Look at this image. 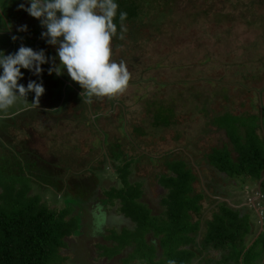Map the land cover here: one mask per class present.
<instances>
[{"label": "rangeland", "instance_id": "374dc122", "mask_svg": "<svg viewBox=\"0 0 264 264\" xmlns=\"http://www.w3.org/2000/svg\"><path fill=\"white\" fill-rule=\"evenodd\" d=\"M134 1L142 16L135 22H126L124 38L119 45L113 39L111 42L112 59L118 63L122 61L130 74L127 87L122 92L114 96L93 97L89 104L80 94L70 92L62 99V106L59 104L60 88H57L60 84L56 81L61 75L48 74L50 62L46 69L45 65L42 66L44 72L40 77L22 69L24 77L19 81L25 86L32 79L42 81L45 93L40 97L39 107L17 112L18 105L11 114H0V156L7 160L10 152L15 150L23 161L29 163L25 179L19 178L17 186L31 185L29 194H40L39 200L43 198V202L55 209L65 208L68 211L66 216L79 219L80 222L77 221L73 228L78 224L81 226L73 229V236L85 239L86 246L81 244L79 247L87 264H122L120 255L124 252L114 260L109 259L111 263L99 257L109 251V248L101 247L105 245L102 242L114 239L115 243L124 236V231L130 237V246H134L136 251L135 264H139L142 252L144 256H161L160 261L168 264L165 250L160 253L150 245L152 242L144 244L140 241L143 237H147L148 241H161L157 232H147L156 216L147 204L136 201L131 209L136 214L142 211L143 218L135 220L133 216H127L129 222L122 227L106 225L104 216L105 224L97 221L98 213L93 209L105 208L102 192L110 193L104 182L109 179L104 174L109 149L116 147L127 155V150L132 153L131 146L136 148L134 163L127 166L126 161L133 157L128 155V159H119L120 165L133 168L131 172H136L138 165V175L152 173V184L154 181L162 183L165 174L161 171L167 172L172 170L173 165L182 166L184 161L189 162L188 168L195 169L199 178L191 187L189 197L201 205L205 220H210L213 212L219 213L225 202L240 206L244 199L248 202L253 196L259 200L258 184L264 189V177L256 182L230 178L219 173L209 158V152L217 147L227 146L232 151L226 131L219 128L213 118L226 113L257 115L264 108V0H193L190 5L191 0ZM189 10L193 13L197 10L196 17L188 16ZM204 11L207 12L205 17L202 15ZM20 13L19 9H15L7 14H10L11 21L15 19L19 23L22 21ZM224 14L233 15L234 19L224 18ZM24 25L28 26V22L21 23V26ZM27 32H21V35L32 36ZM41 42L35 40L33 45L28 46ZM43 44L45 46L40 49L49 52L53 49L56 55L55 47L45 40ZM49 47H52L51 50ZM56 62H59L58 59ZM77 87L81 92L79 84ZM33 98L34 93H29L28 100ZM153 101L175 106V120L170 126H151L152 117L149 114L146 116V112ZM44 104L48 109L43 107ZM157 108L152 109L155 111ZM135 128L142 131L134 138L137 144L132 142L131 137ZM121 129L126 130V136L124 132L120 135ZM116 137L118 140L114 139ZM99 155L101 158L98 160ZM114 159L116 157L113 163ZM4 160L0 159V163ZM8 171L10 180L16 177L15 167H9ZM94 177L104 182L97 186L100 192L94 186ZM165 203L171 209L169 203ZM248 204L240 206V209L241 214H249V218L255 216L251 219V228L244 234L249 245L253 240L259 241L261 233L263 238L264 232L260 231L258 216L254 211L250 212ZM122 213L132 214L129 211ZM188 213L195 214L193 211ZM157 223L161 226L160 222ZM186 230L182 234L171 230L173 238H176L174 240L184 237ZM76 232L79 234L76 235ZM85 237H90L91 247L97 244L95 252L91 251ZM196 239L191 248L196 259L192 264H209L210 259L219 261V250L211 252L206 249L203 252L199 250L197 241H203L204 236ZM169 241L171 245V238ZM72 242L74 239L69 236L59 249L64 257L61 264H77L72 261ZM202 253L208 255L205 257ZM150 261V258H144L143 262L149 264Z\"/></svg>", "mask_w": 264, "mask_h": 264}, {"label": "trees", "instance_id": "16d2710c", "mask_svg": "<svg viewBox=\"0 0 264 264\" xmlns=\"http://www.w3.org/2000/svg\"><path fill=\"white\" fill-rule=\"evenodd\" d=\"M192 1L193 0L189 2V5ZM118 4L119 10L127 13L124 26L126 22H135L142 16V11L134 0H118ZM206 13L205 11L202 13L203 17L206 16ZM187 14L194 18L197 15V10H195L194 13L192 10H189ZM226 17L234 19V16H230V14H224V18ZM215 21L220 22L219 19ZM115 23L117 24V36L113 37V41L119 45L121 39L119 38L120 21L118 16ZM156 106H158V108L154 111L152 108ZM174 108L175 106H168V104L165 103L159 104L158 101H153L146 112V116L149 114L152 117L151 126H160L161 128L170 126L175 116V111L173 112ZM18 110H20V106L16 111ZM143 122L144 118L141 123ZM213 122L216 123L219 128H223L226 131L232 145V151L235 152V155H233V152L227 146L224 148L217 147L212 149L211 153L209 152L210 161L218 172L230 178H238L242 180V182L248 180L256 182L263 178L264 108H262L260 114L257 115L239 116L226 113L213 118ZM132 124L133 123H130V125ZM119 132H121L120 135L123 132L125 136L127 135L125 129H121ZM134 132L135 134H133V131L131 132V137H133L132 142L137 144V140H134V138L136 139L138 134L142 133L141 128H135ZM117 138L118 137L114 139L118 140ZM135 147L137 146L135 145ZM135 149L136 148L131 146L132 153H129L127 150V155H124L121 151L119 152L116 147L112 150H108L107 157L109 161L104 168V174L109 177V179L104 182H106L107 191L110 193L107 195L108 193L102 192V195L105 196L103 198L105 199L104 202L109 209H114L116 213L129 211L132 214L126 216H133L135 220H140L144 215L142 211L136 214L131 207L136 201L141 203L142 197H145L143 189L145 188L149 193L152 186L153 193L152 196H150L151 201L145 204L151 206L153 203L159 210L160 217L155 216L153 223H150L152 227L150 226L147 232L148 234L152 232L155 234L157 232L161 241L159 242L158 239H151V241H148L149 239L147 237L141 238L140 241L144 244L152 242L150 245H152L154 249L157 248L160 250V253L165 250L164 254L168 256V261L174 260L175 264H191V260L194 259L195 254L188 249H184V245L188 244L190 239L194 241V239L188 235V230H186L188 229L186 225L187 220V224H189L190 216H197L199 219L203 216L201 214V205L196 204L195 200L189 197L191 187H193V184L199 179L198 174L195 172V169L188 168L189 162L184 161L185 165H173L170 171L167 170V167V172L159 170L161 174H165L162 183L154 181V184H152V173H148V175H138V165L135 169L136 172H131L134 169H128L127 167L134 163L133 160L135 156H133V153ZM128 155L133 156L129 158L131 162L127 158ZM114 157H116V159H114L115 161L113 163L112 160ZM124 157L128 159V161H126L128 162L127 166L126 164L120 165L121 161L119 159H124ZM100 158L101 156L99 155L98 160ZM0 159L4 160L6 158L0 156ZM113 164L117 166L114 167ZM28 166L29 163L21 160L19 152L17 154L15 150L14 153H12V151L10 152L7 160L0 163V264H61L64 257L61 255L63 252L59 251V249L69 236L74 239V242H72L73 263L86 264L83 262L82 253L80 254L77 248L79 240L84 238L79 239L73 236V229L81 226V224H78L73 228L77 221L80 222L79 219L73 220L71 217L66 216L68 211L65 208L55 209L50 207L47 202H43V198L39 200L40 194H29L32 188L31 185L29 187H25L24 185V187H22L21 184L17 186V181L20 182L19 178L25 179L28 173ZM9 167L16 168V177L14 176L12 180L9 179ZM94 180V186L96 190L98 189L100 192L101 189L97 188V186L101 185L103 181H99L96 177H94ZM257 187L262 196L259 205H263L264 189H262L260 185ZM45 191L48 190H44L43 192ZM165 202L169 203L171 209L168 208ZM164 204H166V206H164ZM144 210L146 209H143V211ZM188 211H193L195 214L188 213ZM250 212L252 213L253 210L250 209ZM241 213L242 210L240 208L234 209L225 202V207H223L219 213L213 212L212 218L210 220H205L207 233L199 250H219L221 255L219 261L210 259L208 262L209 264H264L263 234L261 233V235H259V241L256 239L250 246H247L248 240L247 237L244 238V234L248 232L252 225L248 222V214ZM157 222H160L161 226H159ZM199 225L200 220L194 224L192 227L193 230ZM171 230L180 232V234L186 230V234L177 241L174 240L176 238H173L174 235H172ZM79 231L80 230H77V232ZM77 232L76 235L79 234ZM262 232L264 231L262 230ZM123 233L126 234L125 231ZM125 234L119 237L118 241L115 243L114 239H110L111 241H108L109 244L108 242H102L105 245L101 247L103 249L106 247L109 248V251H105V254L108 255L109 258L121 254L124 251V253L120 255L121 260H123L122 264H135V261H137L136 251L133 249L134 246H130L131 243L128 242L130 237ZM170 238L172 242L171 245L169 241ZM134 240H136V243L139 242L138 239ZM89 246L91 247V245ZM141 254L142 257H139V264L146 263L143 262L144 258H150L152 260L149 264H154L158 261L157 264H163V260L160 261L159 259L161 256L157 258V255L144 256L143 252ZM164 254H162L163 257H165ZM202 255L205 256V253H202ZM131 261L133 262L131 263Z\"/></svg>", "mask_w": 264, "mask_h": 264}, {"label": "clouds", "instance_id": "9594fccd", "mask_svg": "<svg viewBox=\"0 0 264 264\" xmlns=\"http://www.w3.org/2000/svg\"><path fill=\"white\" fill-rule=\"evenodd\" d=\"M19 8L40 21L45 29L41 37L55 47L56 55L49 57L44 49L37 51L23 44L12 53L6 54L0 49V114L7 116L18 105L22 110L39 107L40 97L45 93L42 81L32 79L26 86L19 81L24 77L22 69L40 77L44 72L42 66L50 61L48 74L67 73L81 87L80 95L85 102L91 103L93 97L114 96L127 87L130 74L125 64L112 59L111 42L117 36V16L120 39L126 31L127 13L119 10L118 0H24ZM17 29L27 31V25ZM29 93H34L31 101ZM146 192L141 203L151 201L152 187ZM149 207L156 216L160 215L153 203ZM195 230L194 235L199 236ZM168 264H175V261L169 260Z\"/></svg>", "mask_w": 264, "mask_h": 264}, {"label": "flooded vegetation", "instance_id": "af4514ba", "mask_svg": "<svg viewBox=\"0 0 264 264\" xmlns=\"http://www.w3.org/2000/svg\"><path fill=\"white\" fill-rule=\"evenodd\" d=\"M23 2H24V0H0V49L4 50L6 54L17 51L18 48L21 46V44H23L24 46H28V44L33 45L35 40H37V41L38 40H42L43 42H41V43H39V44H37L35 46H29V47H32L34 50L38 51V50H40L41 46H45L43 44L45 39L41 37V32L44 31L45 29L42 28V26L40 24V21L38 19L31 17L26 11H24L23 9L19 8V5L21 3H23ZM15 9H19L20 10V12H21L20 13L21 17L20 18L22 19L23 22H19L18 23L15 19H12V21L9 19L10 14H7V13H9L11 11H14ZM25 21L28 22L27 31H29L32 34V36H30V37H26V36L23 37L21 35V32H23L24 34L28 33V32L27 31H20V30L17 29V27L21 26V23H24ZM34 31H37L36 34L34 33ZM35 35H36V37H35ZM13 36L17 37V39L13 40L12 39ZM51 48L52 47H49V50H51ZM45 52H46V55L49 56V57H54V55H55L54 54L55 52L53 51V49L50 52L49 51H45ZM48 65L49 64H45V69H46V67ZM56 81H57L58 84H60V86L58 85L57 88H60L61 100H60L59 104H62V106H64L63 105L64 102H63L62 99H64L65 96H67L68 93H70V92H73V93L75 92V94L76 93H78V94L81 93L79 91L78 87H77L78 83L73 81L67 75V73L61 75L59 78L56 79ZM87 104H89V103L87 102ZM62 106L60 107V109L62 108ZM41 107H42V105H41ZM43 107H45V109H48V107L45 104L43 105ZM21 111H25V110L20 109L17 112H21ZM20 158H21V160H23L22 156H20ZM142 182H144V181H142ZM146 191L147 190L144 188L143 189L144 194H145ZM256 199L257 198H254V196H253L251 202L248 204V207L249 208L251 207V209L258 216V221L261 223V225H260L261 226V230L260 231H262V229L264 228V216H263V214H264V212H263L264 204L263 205L262 204L259 205V200H256ZM246 203H248V202H246ZM246 203L241 204V202H240L239 204H241L240 206H244V204H246ZM231 206L234 209H238V207H236V206H233V205H231ZM240 206H239V208H240ZM94 211H96L98 213V215L96 216L97 221L102 223V224H105L104 223V217L106 216L107 212L109 213V210L106 207L105 208H101L100 207V208H95ZM110 211H112L111 212L112 214H109L108 216H111V218H108V216H107V219H110V223H109V220L106 219V225L111 224L110 226H112V228H115L116 225H118V228H119V225L121 223H123V224L126 223V222L124 223V219H122V218L119 219V217H115V216H119V215H116V211L114 209H112ZM262 212H263V214H262ZM90 213L92 214L93 210H91ZM122 215L124 216L123 213H122ZM254 217L255 216H251L249 218V216H247L248 222L251 225H252L251 219H254ZM120 220H121V222H120ZM198 220H200V227L197 230H195V231L198 232L199 236H195L194 235L195 232H194L192 227L194 226V224ZM127 222H129V221H127ZM189 222H190L188 224L189 227H187L189 229L188 230V235L191 238H193L194 241L192 239H190L189 243L184 245V249H186V250L188 249L189 251H192L194 245L196 244V240H197L196 238L197 237H203V236L206 237L207 227H206V223H205V218L204 217L203 218L201 217L199 219V217H197V216H190ZM187 223H188V220H187ZM203 224H204V226H203ZM85 238H86V240L88 242V245H89V242H91V240L89 241L88 239L90 237H85ZM197 242H198V244H200V240L197 241ZM81 244H84L86 246L85 239L79 240V244L77 246L78 251L80 252V254L82 253V256H83V259H84L85 256L83 254V251L79 247V245H81ZM96 245L97 244H95V245L92 244V247H91V251L92 252H95ZM250 245H251V243L248 246H250ZM200 246H202V245H200ZM205 249H206V246H205ZM203 252H204V250H203ZM211 252H215V251L211 250ZM206 254L207 253H205V256H207ZM104 255H106V254H103V255H101L99 257L100 260H103V261L106 260V261H109L111 263V261L114 260V258L117 257L119 254L114 255L112 258H107ZM109 259H112V260H109ZM195 261H196V259H192L191 260V264L193 262H195Z\"/></svg>", "mask_w": 264, "mask_h": 264}, {"label": "crops", "instance_id": "0c3cea01", "mask_svg": "<svg viewBox=\"0 0 264 264\" xmlns=\"http://www.w3.org/2000/svg\"><path fill=\"white\" fill-rule=\"evenodd\" d=\"M106 208L109 210V213L106 211L107 214H112V213H111L112 211H110V210H112V209H109L108 206H106ZM116 215H119V216H115V217H120V218L124 219V223L127 222L126 216H125V215L123 216V215H122V212H117ZM105 219H107V216H105ZM107 220H109V223H110V219H107ZM109 225H111V224H109ZM124 225H125V224L121 223V224L119 225V227H120V226L122 227V226H124ZM117 226H118V225H117Z\"/></svg>", "mask_w": 264, "mask_h": 264}]
</instances>
